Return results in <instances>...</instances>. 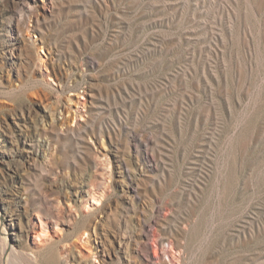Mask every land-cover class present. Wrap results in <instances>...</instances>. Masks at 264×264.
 Returning <instances> with one entry per match:
<instances>
[{
	"label": "rangeland",
	"instance_id": "rangeland-1",
	"mask_svg": "<svg viewBox=\"0 0 264 264\" xmlns=\"http://www.w3.org/2000/svg\"><path fill=\"white\" fill-rule=\"evenodd\" d=\"M0 264H264V0H0Z\"/></svg>",
	"mask_w": 264,
	"mask_h": 264
},
{
	"label": "bare ground",
	"instance_id": "bare-ground-1",
	"mask_svg": "<svg viewBox=\"0 0 264 264\" xmlns=\"http://www.w3.org/2000/svg\"><path fill=\"white\" fill-rule=\"evenodd\" d=\"M38 55L40 56V51H39ZM37 217H38L39 221L41 222V224H40L41 227H43V224H44L43 218L41 217V215L40 216H37ZM41 235H42V233L36 232L35 233V236H34L35 237L34 244L38 248L36 254L33 255L34 258H36V257L40 256L41 254H43L44 253V249L48 246V244L43 241L44 238H43V240L41 239V237H42ZM36 241H38V243ZM155 254H156V258H159L160 252L158 251V249L155 251ZM54 259L56 260L55 257H54Z\"/></svg>",
	"mask_w": 264,
	"mask_h": 264
}]
</instances>
